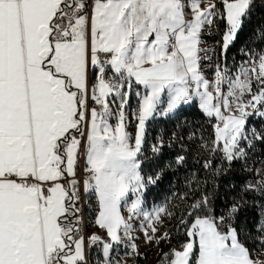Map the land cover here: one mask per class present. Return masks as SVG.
<instances>
[{"label": "snow or ice", "instance_id": "6c2138e0", "mask_svg": "<svg viewBox=\"0 0 264 264\" xmlns=\"http://www.w3.org/2000/svg\"><path fill=\"white\" fill-rule=\"evenodd\" d=\"M254 4L0 0V264H88L86 248L95 244L102 245L103 264H113L114 246L126 244L127 254L139 255L137 227L145 243L169 241L167 230L156 235V225L175 213L166 205L144 209L145 194L172 167L144 171L146 122L158 110L178 117L184 105L198 101L212 128L208 140L200 137V147L209 156L202 168L211 171L213 187L234 163L247 160L257 142L264 145V124L249 123L264 121V26L241 40ZM218 20L225 28L219 52L212 50L217 62L209 81L201 63L212 57L201 56L208 51L201 47L202 34L210 37ZM233 48L241 59L229 67ZM133 83L147 90L135 92L134 135L125 113ZM164 147L162 138L149 145L153 157ZM217 157L220 167L213 164ZM81 158L89 174L83 181L77 178ZM185 161L184 155L175 158L176 165ZM258 183L242 190L264 196V181ZM81 185L98 198L95 225L105 237L84 234ZM189 187L197 195L181 197L189 203L177 227L187 239L164 254L166 264H264V223L256 224V247L250 249L233 223L240 200L218 215L199 181Z\"/></svg>", "mask_w": 264, "mask_h": 264}, {"label": "trees", "instance_id": "16d2710c", "mask_svg": "<svg viewBox=\"0 0 264 264\" xmlns=\"http://www.w3.org/2000/svg\"><path fill=\"white\" fill-rule=\"evenodd\" d=\"M219 7V0H216ZM264 26V0H255L254 7L249 21H246L243 41L249 36L254 29H259ZM224 21L220 20L219 31L220 37L224 31ZM202 38L212 43L218 38L217 34L213 36L203 35ZM258 43V41H257ZM239 46V42H238ZM255 47V45H254ZM258 51L259 48L255 47ZM241 56L237 53L236 48L230 50L228 64L233 67L234 61H240ZM108 78H112V72L106 73ZM133 89L141 92V86L133 83ZM134 94H132L127 110L133 109ZM139 97L137 103H139ZM165 107V99L161 100L159 108ZM252 123L259 128L264 121L252 118ZM136 124V122H134ZM212 134V128L209 119L206 118L198 107V101L184 105L183 111L177 117H164L159 114L146 122L145 143L143 146L144 155L148 157L144 165V171L152 173L157 170V167H163L167 164H172V167L166 170L165 176L155 186H151L149 191L145 194V204L147 209H150L157 204H165L169 211L175 213L168 224V231L171 234L168 247L165 249L169 253L172 248L179 247L187 239L184 231L181 228L177 231L180 213H182L187 204L188 199H181L185 193L189 197L197 195L190 187L191 180L200 182L201 191L207 189L208 193L213 197L214 206L217 208V214H221L230 206L233 199L240 200L242 207L238 214V218L233 221L234 225L238 227L241 241L252 249L256 247L251 241L257 236L255 226L258 222L264 223V212L261 211V205H264V196L257 191H243L244 185L252 184L257 188L260 187L259 181H264V145L257 142L256 146L249 150L246 161L234 163L226 176H220L216 179L218 187H213V176L210 170L202 168V161L208 159V154L200 147V137L203 136L208 140ZM163 139L165 147L162 149V154L159 157H153L149 145L157 143L159 139ZM178 155H184L186 161L183 165H176L175 158ZM216 167L221 166L219 157L213 160ZM227 167V165H224ZM81 160L77 168V178L81 173ZM79 179V178H78ZM80 180V179H79ZM207 180L205 185L203 182ZM84 198L88 201V206H84L85 212L89 219H94L98 213V206H91L92 196ZM80 197H82V188L80 186ZM241 197L243 198L241 200ZM80 207L82 209V201L80 200ZM83 215V212H82ZM251 233V235H249ZM97 245H92L89 249L91 258L96 254L100 257L101 250H97ZM152 248H149L144 253L136 255L130 264H145ZM255 258V257H254ZM157 264H166L164 255L157 259Z\"/></svg>", "mask_w": 264, "mask_h": 264}, {"label": "rangeland", "instance_id": "374dc122", "mask_svg": "<svg viewBox=\"0 0 264 264\" xmlns=\"http://www.w3.org/2000/svg\"><path fill=\"white\" fill-rule=\"evenodd\" d=\"M220 23V20H218L216 22V25H213L212 28L210 29L212 35H216L219 31L218 29V24ZM203 35H208L207 32L203 33ZM202 35V36H203ZM203 48L207 49L208 53L207 55L208 56H211L212 59L210 61H203L202 64H203V67H204V71H202L205 75V77L209 80V81H213L214 80V76L212 75V69H213V66H214V57L216 58V55L213 54V49H215L217 51V42L216 41H213L212 43H209L207 41H205L203 38ZM133 88V86H132ZM209 90H213V89H209ZM254 90H255V87H254ZM138 91L137 89H133V94H134V103H133V109L131 111H128L127 110V106L125 108V113H126V117L129 121V123L127 124V131L130 133V134H135V130H136V124L134 123L135 122V119H134V114L138 108V103H137V99L138 97L135 95V92ZM225 91H226V88H225ZM141 93V92H140ZM245 99H247V97H245ZM113 107H115V105H113ZM114 122V121H113ZM250 124H254V121L252 123V120L250 119L249 121ZM81 166H82V169H81V172L82 174L80 173L79 177L82 176V177H78L81 181L83 180H87L88 179V173L86 172V170L84 169V159L81 158ZM81 188H82V192L85 193V195L88 197V196H92L93 200L92 202L90 203L91 206H98V212H99V202H98V198L95 194L94 191H87L83 188V186L81 185ZM131 198L134 199L135 196L134 194H130ZM88 201H87V198L85 200V206H88ZM160 205H165V204H157V205H154L153 207H151L150 209H147L145 206H144V209L145 211H152L154 209V207L156 206H160ZM127 207L128 205L127 204H124L122 205V213L125 215V216H128V211H127ZM97 216H98V213H97ZM96 216V217H97ZM164 223H163V226H161L160 224H157L156 226L159 228V231L156 233L157 236H160L164 231H168V224L170 223V220L167 218V217H162ZM95 220L96 218L94 219H89L87 217V215L85 214V217H84V228L85 229V235H89V234H92V233H97L99 234L101 237H105V232L104 230L102 229H99L96 225H95ZM140 220H143V217H140ZM132 223L133 225H138V221L137 220H132ZM169 232V231H168ZM151 230L149 229V235H151ZM133 235L135 236H138L139 238L136 240V243L137 245L139 246V255L144 253L146 250H148L149 248H152L151 249V252L148 256V258L145 260V264H157V259L161 256H163L166 251L165 249L168 247V244H169V241L167 242H161L159 244L153 242V243H145V237L143 235V232L139 230V228L137 227V230L134 231ZM170 237H171V234L169 233ZM97 245V250L96 252H98V250H101L100 252V257L98 254L95 255V257L92 259L91 256H90V253H89V249L92 245H89L88 248H86V254H87V258H88V264H103V250H102V245L101 244H95ZM130 250L126 247V244L125 245H118V246H114V251H113V254H112V258H116V260H120L122 261V264H130L133 260V258L136 256V255H129L127 254Z\"/></svg>", "mask_w": 264, "mask_h": 264}, {"label": "crops", "instance_id": "0c3cea01", "mask_svg": "<svg viewBox=\"0 0 264 264\" xmlns=\"http://www.w3.org/2000/svg\"><path fill=\"white\" fill-rule=\"evenodd\" d=\"M201 7H205V4H201ZM203 35V34H202ZM201 47L203 48V42H202V44H201ZM208 53V52H207ZM207 53H201V56H204V55H207ZM207 61H210V60H207ZM203 62V61H202ZM205 69H204V67H203V64L201 63V71H204ZM113 75V74H112ZM107 76V75H106ZM139 86H141V95H143L147 90L146 89H144V87L142 86V85H139ZM162 99H165V107H166V101H167V94L165 93V94H162V97H161V100ZM259 259L260 260H262V261H264V253H261V255L259 256Z\"/></svg>", "mask_w": 264, "mask_h": 264}, {"label": "built area", "instance_id": "2783aa9c", "mask_svg": "<svg viewBox=\"0 0 264 264\" xmlns=\"http://www.w3.org/2000/svg\"><path fill=\"white\" fill-rule=\"evenodd\" d=\"M216 25V24H215ZM218 29H219V24H218ZM220 35V31H218V33H217V36H218V38L216 39V42L217 41H219L220 39H221V37L219 36ZM216 51V50H215ZM219 52V48H218V46H217V51H216V53H218ZM217 62V56H216V58L214 57V63H216ZM108 71H106V73H107ZM81 174H82V172H81ZM80 177H82V176H80ZM79 177V178H80ZM84 193L82 192V197H81V201H82V212H83V217H85V214H84V212H85V208H84V206H85V198H84ZM84 226V225H83ZM84 228V227H83ZM84 233H85V229H84ZM88 248V247H87ZM112 260H113V264H115V261H116V258H112Z\"/></svg>", "mask_w": 264, "mask_h": 264}]
</instances>
